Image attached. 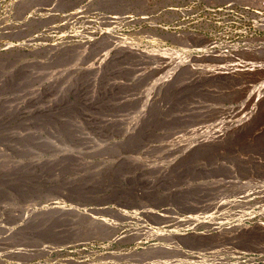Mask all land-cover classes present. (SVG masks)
Listing matches in <instances>:
<instances>
[{
    "label": "rangeland",
    "instance_id": "374dc122",
    "mask_svg": "<svg viewBox=\"0 0 264 264\" xmlns=\"http://www.w3.org/2000/svg\"><path fill=\"white\" fill-rule=\"evenodd\" d=\"M0 264H264V0H0Z\"/></svg>",
    "mask_w": 264,
    "mask_h": 264
}]
</instances>
